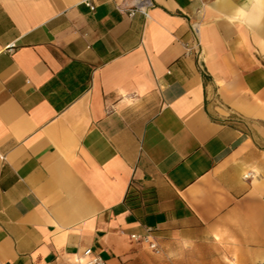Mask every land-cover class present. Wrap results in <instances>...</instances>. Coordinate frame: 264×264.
<instances>
[{
  "label": "crops",
  "instance_id": "crops-1",
  "mask_svg": "<svg viewBox=\"0 0 264 264\" xmlns=\"http://www.w3.org/2000/svg\"><path fill=\"white\" fill-rule=\"evenodd\" d=\"M84 1L0 0V264H264V4Z\"/></svg>",
  "mask_w": 264,
  "mask_h": 264
},
{
  "label": "built area",
  "instance_id": "built-area-1",
  "mask_svg": "<svg viewBox=\"0 0 264 264\" xmlns=\"http://www.w3.org/2000/svg\"><path fill=\"white\" fill-rule=\"evenodd\" d=\"M87 6H89L90 9H93L94 6L90 4L89 0L84 1ZM151 6V1L150 0H139L135 3V5L131 8L129 11V14L132 15L136 10L146 13L147 9ZM191 48V47H189ZM187 48V49H189ZM245 177H249V174H246ZM133 238L138 239V236L132 235ZM144 242L148 244V246L154 250L155 252H159V247L156 242L153 240L149 239L148 237H143L142 238ZM6 264H11V263H6ZM71 264H106L105 260L96 253H93L91 248H86L81 256H74L72 258Z\"/></svg>",
  "mask_w": 264,
  "mask_h": 264
},
{
  "label": "clouds",
  "instance_id": "clouds-1",
  "mask_svg": "<svg viewBox=\"0 0 264 264\" xmlns=\"http://www.w3.org/2000/svg\"><path fill=\"white\" fill-rule=\"evenodd\" d=\"M258 3H259V4H264V0H258ZM187 243H189V241L186 240V241H185V244H187Z\"/></svg>",
  "mask_w": 264,
  "mask_h": 264
},
{
  "label": "bare ground",
  "instance_id": "bare-ground-1",
  "mask_svg": "<svg viewBox=\"0 0 264 264\" xmlns=\"http://www.w3.org/2000/svg\"><path fill=\"white\" fill-rule=\"evenodd\" d=\"M262 11H264V10H262ZM262 11L261 12H259V13H262ZM252 16H251V18H253V15H255L254 14V12H253V14H251ZM262 15V14H261ZM259 18V17H258ZM258 18H256V20L258 21ZM260 19V18H259ZM256 22V21H255Z\"/></svg>",
  "mask_w": 264,
  "mask_h": 264
}]
</instances>
